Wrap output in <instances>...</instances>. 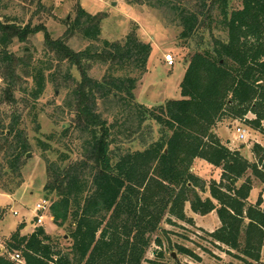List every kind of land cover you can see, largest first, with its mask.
Listing matches in <instances>:
<instances>
[{"label":"trees","instance_id":"16d2710c","mask_svg":"<svg viewBox=\"0 0 264 264\" xmlns=\"http://www.w3.org/2000/svg\"><path fill=\"white\" fill-rule=\"evenodd\" d=\"M5 1L0 0V80L4 84L0 105L8 103L20 110L9 116L0 112V161L17 180L25 156L33 148L40 153L47 176L43 194L55 197L49 215L56 227L64 228L69 246L61 247L40 226L21 235V224L5 243L8 256L0 254V264H19L10 259L12 254L19 255L23 264H142L150 236L164 215L185 221L186 203L200 216L216 212L220 227L209 234L214 243L238 252L246 264L248 260L259 263L264 205L261 197L248 205L253 188L248 172L264 184V147L252 146L256 162L250 163L222 144L212 130L228 119L264 134V0H241L235 10L229 0L127 1L164 11L169 23L180 28L178 40L196 49L179 84L181 99L156 109L134 101V86L146 73L151 53V46L134 32L122 41L100 40L105 14L91 15L77 6L64 36L54 40L43 26L23 25L2 14L8 9ZM38 33H43V58L35 59L25 48L11 50ZM74 34L99 46L74 52L66 45ZM97 63L106 67L100 82L88 76ZM73 68L79 81L71 73ZM47 84L68 90L63 107L57 110L73 116L72 124L59 134H39L37 102ZM98 100L116 103L114 124L98 113ZM25 119L32 126L31 138ZM148 119L159 127L156 141L141 151L117 155L118 149H111L122 130L132 123L140 128ZM72 139L80 141L76 161L69 148ZM48 154L56 159L49 160ZM195 160L221 170L220 181L208 187L209 198L198 194L205 192V184L191 171ZM0 190L12 192L1 181ZM156 244L160 246L159 241ZM177 251L198 259L184 248Z\"/></svg>","mask_w":264,"mask_h":264},{"label":"rangeland","instance_id":"374dc122","mask_svg":"<svg viewBox=\"0 0 264 264\" xmlns=\"http://www.w3.org/2000/svg\"><path fill=\"white\" fill-rule=\"evenodd\" d=\"M128 0H6L8 9L2 14L10 18H17L23 25L43 26L45 31L54 40L64 36L67 25L76 16L75 10L79 6L83 11L91 14H105L100 29V40L109 42L122 41L126 35L134 32L139 41L151 46V53L148 58L147 71L141 76L134 86V101L148 109H156L167 101L181 99L179 84L183 78L187 62L192 53L196 50L192 43L183 45L178 40L180 28L169 23V17L162 10H155L146 5H129ZM231 10L241 7V0H229ZM66 45L74 52H80L87 47L96 46L93 43L82 39L78 34H74L66 39ZM21 48L30 51L35 59L43 58V33H38L29 38L27 43L18 44L11 48L13 52H19ZM170 54L173 57V65L167 66L164 56ZM52 56V55H51ZM66 62L61 64V70L65 71ZM106 67L97 63L93 64L88 72V76L101 81L105 75ZM73 77L79 81V74L75 68L71 70ZM137 76V75H135ZM4 87L0 80V89ZM67 87L56 88L54 84H47L43 96L37 102L38 123L40 125L39 134L60 133L61 129L72 124L73 116L67 112L57 110L63 107L67 98ZM116 103L113 101H97L98 113L110 124H114ZM20 106L3 103L0 105V112L7 116L12 115ZM248 119H253L248 115ZM120 120H123L120 118ZM118 121L119 124L121 121ZM7 123V121H6ZM26 130L29 138L33 136L32 126L29 119H25ZM128 126V125H127ZM129 129L121 131L117 136L118 143L111 149L117 148L115 153L125 151H141L149 144L158 139L159 127L154 121L148 119L140 128L136 123L128 126ZM116 130H120L116 128ZM245 131L246 139L237 140L239 131ZM212 132L232 151H239L241 155L250 163L256 162L250 150L254 144L264 145V134H255L249 127L238 121L224 119L216 124ZM75 138V136H74ZM68 140H64L67 142ZM69 145L74 154L72 159H77L76 151L80 141L72 139ZM260 145V146H261ZM55 149L64 151L59 145H53ZM116 146V147H115ZM29 157L24 158V166L21 176L13 180L3 162L0 161L1 184H6L10 194H5L0 190V254L6 257V247L10 235L22 224L29 230L34 231L36 227L37 213L34 211L35 205L42 199L52 202L55 197L46 198L43 194V186L46 183L45 162L41 159L40 153L32 149ZM48 159H56L54 154H48ZM76 161V160H75ZM191 171L203 180L205 192L198 194L201 199L209 198L208 187L211 182H219L221 170L214 168L207 163L197 160L193 163ZM248 177L252 181V191L248 198V205H254L259 197L264 205V184L253 178L248 172ZM185 221H178L164 215L158 230L150 236V244L144 255L142 264H246L242 261L240 254L230 251L226 246L214 243L209 236L220 227V222L216 212L205 216H200L191 212L189 204L184 206ZM43 215L42 225L47 234L57 238L61 247L67 248L69 241L64 228L56 227L53 222L50 225L48 213H38ZM170 221L171 223H168ZM247 221H245L246 224ZM41 225V226H42ZM40 226V227H41ZM23 229V228H22ZM23 231V230H22ZM28 232V230L23 231ZM21 234V233H20ZM28 235V234H27ZM156 241L160 242L157 246ZM243 246V235L240 239ZM178 248L191 251L196 258L192 259L178 253ZM162 254L158 257L157 254ZM249 264H256L248 260ZM257 264H264V242L260 253V261Z\"/></svg>","mask_w":264,"mask_h":264},{"label":"built area","instance_id":"2783aa9c","mask_svg":"<svg viewBox=\"0 0 264 264\" xmlns=\"http://www.w3.org/2000/svg\"><path fill=\"white\" fill-rule=\"evenodd\" d=\"M164 62L167 64V66H172L173 65V57L168 54L164 56ZM246 139L245 136V131H239L237 135V140L243 141ZM51 205V202L42 199L39 203L35 205L34 211L37 213L34 217L36 218V225L39 227L42 225V220H43V215H39L38 213H48L49 212V207ZM10 259L13 261H16L19 264H23L22 260L20 259L19 255L17 254H12L10 255Z\"/></svg>","mask_w":264,"mask_h":264},{"label":"crops","instance_id":"0c3cea01","mask_svg":"<svg viewBox=\"0 0 264 264\" xmlns=\"http://www.w3.org/2000/svg\"><path fill=\"white\" fill-rule=\"evenodd\" d=\"M262 127H263V130H264V121L262 122ZM255 134L257 135V134H259V133L255 132ZM259 135H261V134H259ZM260 145H261V144H260ZM261 146L264 147V145H261ZM195 161H197V160H195ZM195 161H194V162H195ZM48 219H49L50 225H52V218L49 216ZM41 227H42V228L44 229V231L47 233L45 227H43V225H42ZM22 230H23V231L28 230V232H25V233L23 234V233H22V232H23ZM22 230L20 231L21 235H27V234L32 233V230H29L28 227H27L26 225H23V229H22Z\"/></svg>","mask_w":264,"mask_h":264},{"label":"water","instance_id":"95a60500","mask_svg":"<svg viewBox=\"0 0 264 264\" xmlns=\"http://www.w3.org/2000/svg\"><path fill=\"white\" fill-rule=\"evenodd\" d=\"M30 154H27V157H29Z\"/></svg>","mask_w":264,"mask_h":264}]
</instances>
